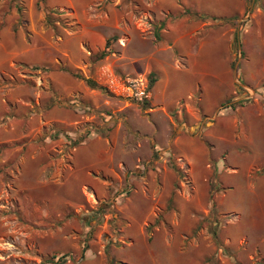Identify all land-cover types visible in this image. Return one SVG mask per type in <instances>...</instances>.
Returning a JSON list of instances; mask_svg holds the SVG:
<instances>
[{
    "label": "rangeland",
    "instance_id": "obj_1",
    "mask_svg": "<svg viewBox=\"0 0 264 264\" xmlns=\"http://www.w3.org/2000/svg\"><path fill=\"white\" fill-rule=\"evenodd\" d=\"M164 1L0 0V264H264V230L243 218L222 230L212 208L223 149L241 168L228 191L257 176L249 142L215 136L236 117L228 105L264 94V0L212 17ZM222 43L232 94L207 110L195 59Z\"/></svg>",
    "mask_w": 264,
    "mask_h": 264
},
{
    "label": "crops",
    "instance_id": "obj_2",
    "mask_svg": "<svg viewBox=\"0 0 264 264\" xmlns=\"http://www.w3.org/2000/svg\"><path fill=\"white\" fill-rule=\"evenodd\" d=\"M181 1H183L181 5L178 4V2H180L178 0L164 1V3L162 2L160 6H163L162 8L163 9L166 8V10L175 9L177 13H179L180 9L178 8H180L184 4L196 8L198 11H202L203 13L210 15V17L230 16L237 12L242 13L246 11L245 6L243 4L244 0L234 1V3L238 1L237 8L231 7L233 0H181ZM215 10H219L220 12L216 13L214 12ZM186 20L187 19L183 18L181 21L184 22ZM222 45L223 47L221 52L218 51V53L216 52L215 54L214 52L215 49L213 50L211 47H207L206 44L205 47L202 49L203 51L202 59H198V60L195 59L196 61L195 67H197V69L200 71V76H201L200 78L203 81L202 84L204 86L205 93H207V98L211 99L207 101L204 100L206 103L207 110L209 108H215V106L217 105L212 106L215 102L219 104L221 103V101L223 102L229 95L232 94L231 92L229 95L225 94V91L229 90L227 87H229L231 84L232 64L230 61L229 49L228 48L225 49L223 43ZM224 53H228L227 59H222L220 57V55ZM206 75H208L209 79H205L206 77L203 78V76ZM162 81L167 82L170 87L171 86L173 87L175 85L172 82L171 75L168 72L165 73L163 79H161V82ZM181 84H182L181 81L178 80L177 86H180ZM263 100H264V94L259 96V98H256L255 101H252L250 103L251 105L250 109H243L242 107L234 108L233 107L234 104L230 103L232 105H228L227 108H231V111L235 113L236 117L232 116L228 120V123L226 125V131L224 134L215 136L219 141H222L225 144V146L229 143L231 144V147L246 146L242 144L241 145L232 144V142L236 141L237 137L240 141L242 140V138H244L245 141L251 144L249 147L250 149H252L251 152L253 153L256 152L258 154L252 160L250 157L246 158L249 159L246 165L247 167L246 174H249L251 168L254 167L257 169L256 170L257 176L254 179H251L250 176L248 178L246 177L248 179L247 188L250 189V191H244L242 192L244 194L243 196L241 195L238 196V193H232V191H228V190L233 188L232 184L234 183V179L236 177L235 175L241 172V168H239L236 165V162L229 163L228 158L225 157L224 154V152L228 151L229 148L226 147V149H223V154H221L222 155L221 159L220 161H218V163L222 164V167L219 168L221 173H219L218 175L220 176L224 174L225 176V178L222 179L220 182V186L223 187L224 190L220 192L218 195L217 194L212 195V200H213L212 208L214 207V209L219 210L218 214L222 213L223 218L222 217L221 219L218 218V214L216 215L214 214V217L218 218L219 223L223 221L220 225V229L225 231H227L226 229L230 225L242 220V218L245 220L246 224L250 225L249 229L251 227V229L257 228L264 230V104H262ZM163 101L166 102L165 97H162V102ZM189 102H191V100L187 101L188 103L187 105H189L188 107H190ZM227 108L222 107L221 109H219V112L221 113ZM250 113H254L255 115H251ZM218 116L219 115L217 114L216 119H219ZM219 125H220V119H219ZM222 127H224V124H222ZM241 127L244 128L243 130L247 128L246 131H242ZM190 147L193 148V145H191ZM203 147L205 152L209 153V150H207L208 149L207 146L203 145ZM195 149L193 148V150ZM213 157L214 159L212 160L216 161L215 160L216 157L215 156ZM215 173H217V170L214 172V174ZM126 180H128L127 177ZM211 181L212 179L211 177H209L207 181L208 193L211 192ZM240 202L242 203L239 205L238 203ZM142 204H145V202ZM203 210L204 212H206L205 214H209L211 212V209L207 207L203 208ZM130 216L133 217V220L135 221L136 216L132 212ZM223 235H225V233ZM225 239L227 241H230V244L236 243L237 241L234 240L233 232L231 233L227 232V237ZM255 240H257V238ZM262 241L264 242V237L262 238ZM90 252H92V250ZM219 259H223V258L219 257ZM165 262L166 264L167 263L189 264V261H185V257H181L180 255L178 256L173 255L171 257L166 255Z\"/></svg>",
    "mask_w": 264,
    "mask_h": 264
},
{
    "label": "built area",
    "instance_id": "obj_3",
    "mask_svg": "<svg viewBox=\"0 0 264 264\" xmlns=\"http://www.w3.org/2000/svg\"><path fill=\"white\" fill-rule=\"evenodd\" d=\"M111 77V75H110ZM111 86L114 88V90L117 91L119 88V81L113 77H111ZM124 89H127L130 95L140 98H147L148 93H146V90L143 88H140L139 85H135V83H131L127 86H123Z\"/></svg>",
    "mask_w": 264,
    "mask_h": 264
},
{
    "label": "trees",
    "instance_id": "obj_4",
    "mask_svg": "<svg viewBox=\"0 0 264 264\" xmlns=\"http://www.w3.org/2000/svg\"><path fill=\"white\" fill-rule=\"evenodd\" d=\"M236 40L238 41L239 39H238V37L236 36ZM108 42L109 41H107V44H108ZM87 80V82L90 84V85H92V86H97V84L93 81V80H91V79H86ZM155 82V78H154V76H152V78H151V85L150 86H152L153 85V83ZM145 101V103H144V105H146V104H148V102L146 101V100H144Z\"/></svg>",
    "mask_w": 264,
    "mask_h": 264
}]
</instances>
